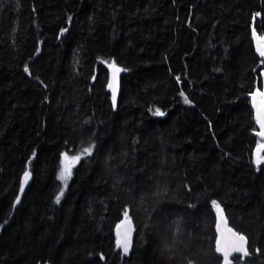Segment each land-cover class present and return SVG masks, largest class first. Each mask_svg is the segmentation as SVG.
I'll list each match as a JSON object with an SVG mask.
<instances>
[{
  "label": "trees",
  "instance_id": "trees-1",
  "mask_svg": "<svg viewBox=\"0 0 264 264\" xmlns=\"http://www.w3.org/2000/svg\"><path fill=\"white\" fill-rule=\"evenodd\" d=\"M13 1L0 0V264H224L219 216L246 238L230 264H264L248 96L264 0ZM85 147L57 202L59 155Z\"/></svg>",
  "mask_w": 264,
  "mask_h": 264
},
{
  "label": "water",
  "instance_id": "water-1",
  "mask_svg": "<svg viewBox=\"0 0 264 264\" xmlns=\"http://www.w3.org/2000/svg\"><path fill=\"white\" fill-rule=\"evenodd\" d=\"M253 42H254V47H255L257 54L263 59V69L261 71V87H258L255 90H253L251 93L248 94V96L251 100V106L253 109L254 118L256 121L257 128H258L255 133L261 139L264 140V136L260 135V133L262 131H264V128L261 127L260 123L258 122V118H257L258 117V110H260L262 107H264V106H262V103H261L262 101H264V97H261L260 95L257 94V93H264V57H262L258 51V49L261 46V43H263V40L254 29H253ZM109 84L112 85L111 88L109 87ZM119 87H120V70L118 67L112 66L110 68L108 89L112 93V96L115 93V101L114 102H116ZM29 181H30V175L28 176L27 182H25L24 175H23L21 188H20L19 194L17 195V197L15 199V202H14V205L12 208V213L14 212L15 207L19 204V202L22 198V195H23L25 189L27 188V186L29 184ZM126 220H127V223H125ZM125 230L129 231V246H128V251L126 253L123 250V244L119 243V241L121 240L122 235H123ZM216 230H217V240H216V245H215L216 251H217V247H218L217 241H219L220 242L219 247H222L225 251H227L229 253L227 264L231 263L232 256L235 253L240 254L242 256L247 255L246 238L243 235L238 234L235 230H233L227 224V221L223 216H219V219H218L217 224H216ZM115 232H116L117 236L119 237L118 243H119V246L121 248V251L123 252V254H127L130 250V247L132 244V238L134 235V227L132 225V221L128 217L123 218V220H121L117 224V226L115 228ZM236 236L244 237V241L242 243L243 251L234 250V248L241 246V243L236 240ZM245 252H246V254H245ZM217 253L223 257V262H224V264H226L223 252L217 251ZM38 264H51V263L46 261L44 263H38Z\"/></svg>",
  "mask_w": 264,
  "mask_h": 264
},
{
  "label": "snow or ice",
  "instance_id": "snow-or-ice-1",
  "mask_svg": "<svg viewBox=\"0 0 264 264\" xmlns=\"http://www.w3.org/2000/svg\"><path fill=\"white\" fill-rule=\"evenodd\" d=\"M258 51H259L260 55L262 57H264V43H261V46L258 49ZM25 71H27V69H25ZM109 87L111 88L112 85L109 84ZM257 94L260 95L261 97H264V93H257ZM181 95H183V93H181ZM113 100L115 101V93L113 94ZM185 103H190V101L187 99V97H185ZM261 103H262V106H264V101H262ZM157 114L162 115L163 113H159V110H157ZM257 118H258V122L260 123L261 127L264 128V107H262L260 110H258V117ZM260 135L264 136V131H262L260 133ZM261 147L264 148V145H262ZM89 151H90L89 149H85L84 150L85 153H88ZM65 156H66V163H65L64 167L62 168V170L60 172V177L59 178L66 182L67 179L69 178V176L71 175V163L67 162V154H65ZM79 158L80 157H74L73 159L78 160ZM262 161H264V156L259 157L256 162L259 164ZM28 176H29V173L25 172V174H24L25 182H27ZM62 194L63 193L61 191V195L56 197V201L57 202H59ZM215 203L216 202L213 201V204H215ZM125 216H127V213H125ZM125 223H127V220L125 221ZM236 240L241 243V246L234 248V250L243 251L242 243L244 241V237L236 236ZM119 243L123 244V250L126 253L128 251V246H129V231L128 230L124 231V233L122 235V238L119 241ZM219 243L220 242L217 241V244H218L217 251L223 252L224 258H225V261H226V264H227L229 253L227 251H225L222 247H219ZM245 254H246V252H245Z\"/></svg>",
  "mask_w": 264,
  "mask_h": 264
},
{
  "label": "rangeland",
  "instance_id": "rangeland-1",
  "mask_svg": "<svg viewBox=\"0 0 264 264\" xmlns=\"http://www.w3.org/2000/svg\"><path fill=\"white\" fill-rule=\"evenodd\" d=\"M264 145V144H261L257 151H256V160L262 156V153L264 151V148H262L261 146ZM85 149H88L87 147ZM85 149H81L80 151H78L77 153H72V152H69L68 151H65V152H62L60 156V171L59 173L61 172L62 168L64 167L65 163H66V156L65 154H67V162H70L71 163V173H72V169L74 167V165L76 164V162H78L82 157H84L87 153H84V150ZM65 153V154H64ZM71 153V154H70ZM74 157H80L77 161L75 159H73ZM71 176V175H70ZM70 176L68 179H70ZM65 182L62 180V183L63 185H61L60 187V192L62 191V193L64 194V192L66 191V188L68 186V180ZM62 194V195H63ZM119 240V237H117V241Z\"/></svg>",
  "mask_w": 264,
  "mask_h": 264
},
{
  "label": "bare ground",
  "instance_id": "bare-ground-1",
  "mask_svg": "<svg viewBox=\"0 0 264 264\" xmlns=\"http://www.w3.org/2000/svg\"><path fill=\"white\" fill-rule=\"evenodd\" d=\"M15 1H16V0H15ZM15 1H13V2H15ZM25 1H27V0H25ZM29 1H30V0H29ZM31 1H32V0H31ZM34 1H35V0H34ZM260 1H261V0H260ZM23 2H24V1H20V3H23ZM18 3H19V2H18ZM26 3H27V2H26ZM31 3H32V2H31ZM34 3H35V2H34ZM38 3H39V2H38ZM35 4H37V3H35ZM16 5L18 6V4H16ZM19 5L21 6V4H19ZM24 5H26V4H24ZM20 6H19V7H20ZM22 6H23V5H22ZM31 6H32V5H31ZM15 7H16V6L14 5V8H15ZM23 7H24V6H23ZM23 7H22V8H23ZM25 7H26V6H25ZM27 7H28V6H27ZM27 7H26V8H27ZM15 9H16V8H15ZM20 10H21V9H20ZM258 10H259V9H258ZM13 11H14V10H13ZM16 12H18V11H16ZM16 12L14 13V15L16 14L15 18H16L17 15H18ZM20 12H21V11H20ZM22 12L24 13V11H22ZM262 13H263V12H262ZM20 14H22V13H20ZM20 14H19V15H20ZM258 14H259V13H258ZM260 14H261V13H260ZM145 18H146V17H145ZM255 18H256V16H255ZM250 23H251V22H250ZM260 26H261V23H260ZM175 28H176V27H175ZM255 28H256V27H255ZM169 29H170V28H169ZM249 29H250V28H249ZM260 30H261V29H260ZM171 31H172V30H171ZM225 32H226V31H225ZM163 33H164V32H163ZM169 33H170V32H168V34H169ZM172 33H173V31H172ZM258 33H259V32H258ZM263 34H264V33H263ZM165 35H166V34H165ZM249 35H250V34H249ZM168 38H169V37H168ZM150 41H151V40H150ZM162 44H163V43H162ZM162 44H161V45H162ZM136 45H138V44H136ZM217 47H218V46H217ZM143 48H144V47H143ZM147 49H148V48H147ZM130 52H131V51H130ZM147 52H148V51H147ZM190 52H191V51H190ZM196 54H198V53H196ZM191 56H192V55H191ZM191 56H190V57H191ZM194 56H195V55H194ZM190 62H191V61H190ZM190 66H191V65H190ZM195 66H196V65H195ZM198 66H199V64H198ZM261 66H262V64H261ZM110 68H111V67H110ZM40 75H41V74H40ZM40 75H39V76H40ZM36 78H38V75L36 76ZM220 78H221V76H220ZM21 80H22V79H21ZM31 80H32V79H31ZM34 80H35V77H34ZM37 80H38V79H37ZM35 81H36V80H35ZM29 82H30V81H29ZM19 84H20V83H19ZM14 85H15V84H14ZM16 85H17V84H16ZM8 87H9V86H8ZM19 87H20V85H19ZM19 87H18V88H19ZM24 87H25V86H24ZM31 88H32V87H31ZM12 89H14V88L12 87ZM15 90H16V89H15ZM22 91H23V89H22ZM110 94H111V93H110ZM117 97H118V96H117ZM116 100H117V99H116ZM113 105H114V104H113ZM117 105H118V104H117ZM46 136H47V135H46ZM85 148H86V147H85ZM85 148H82V149H85ZM87 148H89V147H87ZM245 150H246V149H245ZM77 152H78V151H77ZM77 152H76V153H77ZM68 153H69V152H68ZM84 153H85V152H84ZM88 153H90V152H88ZM240 153H241V152H240ZM242 153H243V152H242ZM64 154H65V153H64ZM70 154H71V153H70ZM87 155H88V154H87ZM59 156H62V155H59ZM241 156H242V155H241ZM59 158H60V157H59ZM238 159H239V158H238ZM236 160H237V159H236ZM59 161H60V160H59ZM59 161H58V162H59ZM76 161H77V160H76ZM240 163H242V162H240ZM58 166H60V165H58ZM58 168H59V167H58ZM58 168H57V170H58ZM242 170H243V169H242ZM246 171H247V170H246ZM58 174H59V171H58ZM58 178H59V177H58ZM58 178H57V179H58ZM59 179H60V178H59ZM60 180H61V179H60ZM59 183H61V181H60ZM17 185H18V184H17ZM17 185H16V187H17ZM58 187H59V185H58ZM59 191H60V190H59ZM56 194L58 195V192H57ZM14 197H15V195H14ZM129 217H130V216H129ZM135 232H136V231H135ZM120 251H121V250H120ZM126 255H127V254H126ZM221 257H222V256H221ZM119 263H120V262H119ZM187 263H188V262H187ZM223 263H224V262H223ZM190 264H191V263H190Z\"/></svg>",
  "mask_w": 264,
  "mask_h": 264
}]
</instances>
